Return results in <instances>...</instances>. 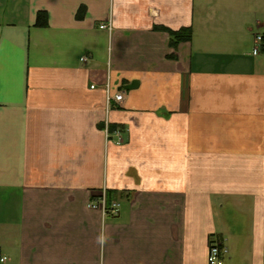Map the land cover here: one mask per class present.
I'll return each instance as SVG.
<instances>
[{
    "label": "crops",
    "instance_id": "0c3cea01",
    "mask_svg": "<svg viewBox=\"0 0 264 264\" xmlns=\"http://www.w3.org/2000/svg\"><path fill=\"white\" fill-rule=\"evenodd\" d=\"M256 35L264 0H0L4 264H264Z\"/></svg>",
    "mask_w": 264,
    "mask_h": 264
},
{
    "label": "built area",
    "instance_id": "2783aa9c",
    "mask_svg": "<svg viewBox=\"0 0 264 264\" xmlns=\"http://www.w3.org/2000/svg\"><path fill=\"white\" fill-rule=\"evenodd\" d=\"M100 30L110 29L109 26L101 25L99 27ZM262 50H264V35H256L254 36V47L252 50V55H258ZM82 61H85V58H82ZM123 101V95L118 93L112 96V98H108V104L113 102L114 104H120ZM105 138L108 141H112L115 145L120 146L122 144V133L119 130L114 132H110L108 127L104 128ZM88 208L91 210H100L103 214L108 215H116L119 210V205L117 203H113L109 206L106 205L105 200V191H102L97 199L91 202L88 205ZM226 249L222 247L221 243L211 237L209 239L208 246V264H222L223 256L226 254ZM5 259L0 255V264H4Z\"/></svg>",
    "mask_w": 264,
    "mask_h": 264
},
{
    "label": "trees",
    "instance_id": "16d2710c",
    "mask_svg": "<svg viewBox=\"0 0 264 264\" xmlns=\"http://www.w3.org/2000/svg\"><path fill=\"white\" fill-rule=\"evenodd\" d=\"M47 25V15L44 12H39L36 17V26L38 27H45ZM169 34V46L170 48L175 52L176 48L179 46L181 43H186L191 40V30L190 29H180L178 31H170L168 30L167 32ZM169 55L170 58H174L175 54ZM264 52V50H262ZM111 132L114 131V128L111 127L109 129Z\"/></svg>",
    "mask_w": 264,
    "mask_h": 264
},
{
    "label": "water",
    "instance_id": "95a60500",
    "mask_svg": "<svg viewBox=\"0 0 264 264\" xmlns=\"http://www.w3.org/2000/svg\"><path fill=\"white\" fill-rule=\"evenodd\" d=\"M136 85H137L136 83H133L130 86H128L126 89L132 90V89H134L136 87Z\"/></svg>",
    "mask_w": 264,
    "mask_h": 264
},
{
    "label": "rangeland",
    "instance_id": "374dc122",
    "mask_svg": "<svg viewBox=\"0 0 264 264\" xmlns=\"http://www.w3.org/2000/svg\"><path fill=\"white\" fill-rule=\"evenodd\" d=\"M110 131V130H109ZM111 132V131H110Z\"/></svg>",
    "mask_w": 264,
    "mask_h": 264
}]
</instances>
